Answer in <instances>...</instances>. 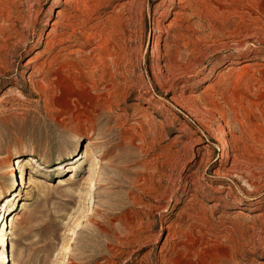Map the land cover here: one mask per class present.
Returning a JSON list of instances; mask_svg holds the SVG:
<instances>
[{
    "label": "rangeland",
    "instance_id": "374dc122",
    "mask_svg": "<svg viewBox=\"0 0 264 264\" xmlns=\"http://www.w3.org/2000/svg\"><path fill=\"white\" fill-rule=\"evenodd\" d=\"M0 234V264H264V0H0Z\"/></svg>",
    "mask_w": 264,
    "mask_h": 264
},
{
    "label": "bare ground",
    "instance_id": "6f19581e",
    "mask_svg": "<svg viewBox=\"0 0 264 264\" xmlns=\"http://www.w3.org/2000/svg\"><path fill=\"white\" fill-rule=\"evenodd\" d=\"M90 152H91V145L89 144V143H87L86 144V148L84 149V151H83V154H82V158L84 157V158H87V157H89L90 156ZM13 172V171H12ZM31 179V178H30ZM94 185V184H93ZM5 210H6V208H5ZM12 225V224H11ZM3 238H4V234H0V244L3 242ZM13 251H14V245H13V243H11V245H10V250L8 249L7 250V255H6V258H7V261H8V259H9V252H10V259L12 260V261H14V253H13Z\"/></svg>",
    "mask_w": 264,
    "mask_h": 264
}]
</instances>
